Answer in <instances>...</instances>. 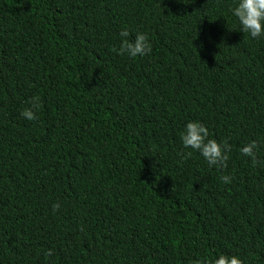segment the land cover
<instances>
[{"label":"trees","instance_id":"obj_1","mask_svg":"<svg viewBox=\"0 0 264 264\" xmlns=\"http://www.w3.org/2000/svg\"><path fill=\"white\" fill-rule=\"evenodd\" d=\"M234 6L0 0V264H264V36ZM125 27L150 55L118 54ZM190 120L227 167L182 147Z\"/></svg>","mask_w":264,"mask_h":264},{"label":"clouds","instance_id":"obj_2","mask_svg":"<svg viewBox=\"0 0 264 264\" xmlns=\"http://www.w3.org/2000/svg\"><path fill=\"white\" fill-rule=\"evenodd\" d=\"M239 25V31L247 33L252 39L264 36V0H235V6L230 9ZM120 47L118 54L126 55L129 58H143L152 53V44L144 32L137 31L133 38L129 39L130 32L127 27L119 32ZM31 107L25 108L21 116L28 121L37 119L36 112L40 106L39 96H33L30 100ZM180 143L184 149H191L198 152L204 159L209 168H225L229 160L231 146L225 141H217L210 138L209 131L200 121H188L185 123L179 136ZM258 144L255 140L250 141L239 148L242 156L248 157L255 165L257 160ZM192 152H184L182 158L190 156ZM221 182L227 184L231 182L229 175H222ZM60 204L52 205L53 211L59 209ZM52 255L49 250L45 253L46 257ZM189 264H209L208 258H197L190 260ZM211 264H243V260L236 255H226L218 253L211 260Z\"/></svg>","mask_w":264,"mask_h":264}]
</instances>
